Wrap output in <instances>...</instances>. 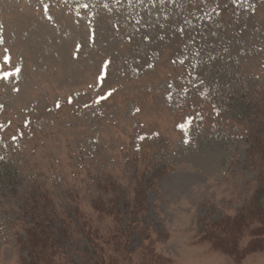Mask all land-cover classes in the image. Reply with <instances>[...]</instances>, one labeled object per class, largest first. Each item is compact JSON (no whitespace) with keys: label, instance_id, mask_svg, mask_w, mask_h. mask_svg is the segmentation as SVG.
<instances>
[{"label":"rangeland","instance_id":"obj_1","mask_svg":"<svg viewBox=\"0 0 264 264\" xmlns=\"http://www.w3.org/2000/svg\"><path fill=\"white\" fill-rule=\"evenodd\" d=\"M254 204L264 0H0V264H264Z\"/></svg>","mask_w":264,"mask_h":264},{"label":"trees","instance_id":"obj_2","mask_svg":"<svg viewBox=\"0 0 264 264\" xmlns=\"http://www.w3.org/2000/svg\"><path fill=\"white\" fill-rule=\"evenodd\" d=\"M252 212L247 211L246 215L244 217L238 218V221L235 223V226L237 224H240L239 228H241V225L244 226V230H248L247 225L251 226L252 223L256 222L258 224V229L255 230L256 233L264 232V211L261 204H254L252 207ZM244 221L246 223H244ZM250 228V227H249Z\"/></svg>","mask_w":264,"mask_h":264},{"label":"snow or ice","instance_id":"obj_3","mask_svg":"<svg viewBox=\"0 0 264 264\" xmlns=\"http://www.w3.org/2000/svg\"><path fill=\"white\" fill-rule=\"evenodd\" d=\"M117 2H119V0H117ZM149 2L152 3L153 0H149ZM159 2H160L161 4H164V3H165V0H159ZM168 2H169V3H172V2H174V0H168ZM202 2H203V0H202ZM156 23L159 24V23H160L159 20H157ZM188 23H190V22H189L188 20H185V24H188ZM149 27H155V25H151V24H150ZM160 27L163 28V27H164V24H160ZM179 31H183V29H179ZM213 35H215V34L213 33ZM159 38H160V39H163L164 37H163V36H160ZM144 39H145V40H148V39H149V36H148L147 34H145ZM197 55H199V52H197ZM210 59L215 60L216 57H211Z\"/></svg>","mask_w":264,"mask_h":264}]
</instances>
